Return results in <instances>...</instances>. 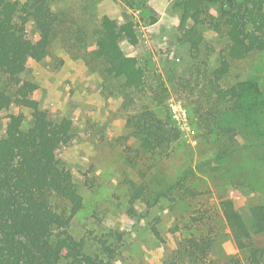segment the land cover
I'll list each match as a JSON object with an SVG mask.
<instances>
[{"label":"rangeland","instance_id":"1","mask_svg":"<svg viewBox=\"0 0 264 264\" xmlns=\"http://www.w3.org/2000/svg\"><path fill=\"white\" fill-rule=\"evenodd\" d=\"M12 1L25 38L35 42L41 32L26 11L34 0ZM48 1L54 18L51 43L39 58L25 59L18 73L19 80L37 86L31 106L0 111V138L8 135L13 115L23 114L22 126H29L34 109L71 126L58 159L81 197L70 233L83 240V251L100 253L98 264H183L182 244L202 235L212 243L210 263L234 256L240 264H264V254L256 251L264 248V231L255 232L252 223V209L264 206V50L231 62L218 82L224 89L236 86L238 97L219 101L208 78L219 66L226 40L208 23H199L195 29L204 43L198 52L191 50L179 27L177 0ZM217 6L218 1L208 2L206 10L217 16ZM104 16L122 51L144 70L142 89L124 88L123 79L109 73L97 56L94 30ZM127 22L133 24V42L122 33ZM190 26L188 21L185 27ZM142 116L164 134L149 149L134 131ZM229 135L235 150L215 158L231 142ZM187 170L192 172L184 188H167ZM129 180L148 187L144 198L130 200ZM166 189L147 208L146 201ZM223 201L245 223L239 243L222 212ZM102 242L109 251H101Z\"/></svg>","mask_w":264,"mask_h":264},{"label":"trees","instance_id":"2","mask_svg":"<svg viewBox=\"0 0 264 264\" xmlns=\"http://www.w3.org/2000/svg\"><path fill=\"white\" fill-rule=\"evenodd\" d=\"M215 1H218L217 16L206 10V4ZM174 7L179 10V27L184 30L183 37L191 50L198 52L204 43L196 24L208 23L224 36V53L219 66L209 73V86L216 100L238 97L236 86L224 89L218 81L227 74L232 61L264 50V0H177ZM16 9V2L0 0V78L4 84L0 88V111L8 110L11 105L31 106V94L37 86L26 79L19 80V68L25 59L39 58L53 38L54 18L48 0H34L26 10L41 32L35 42L25 38L23 25L15 17ZM188 21L192 26L186 28ZM122 33L129 41H135L131 22L122 26ZM94 42L106 70L121 77L124 88H143L144 70L135 57L122 51L108 17L104 16L94 30ZM23 119L21 113L11 116L8 135L0 138V264H98L100 253H85L83 240H76L70 233V222L81 208V197L72 173L61 165L58 151L69 144L71 126L52 120L38 109L32 111L29 126H22ZM149 120L142 116L134 124L145 149L153 145L151 141L159 143L164 135ZM177 137L178 132L173 138ZM228 139L231 142H226L215 158L228 156L235 150L233 137L229 135ZM191 172L185 171L167 188H184ZM127 183L131 201L144 198L146 185L131 180ZM166 191L156 194L152 201L147 200V208ZM186 191L191 192L189 188ZM221 204L231 234L239 243L246 234L245 223L229 201ZM252 220L255 232L264 231V206L252 209ZM209 241L200 235L199 239L192 238L182 244L187 262L183 264H215L208 261L212 252ZM237 247L241 249L239 244ZM101 249L109 251V244L102 242ZM64 250L67 262L63 260ZM256 251L264 254V248ZM228 258L219 259L216 264H240L238 257Z\"/></svg>","mask_w":264,"mask_h":264}]
</instances>
